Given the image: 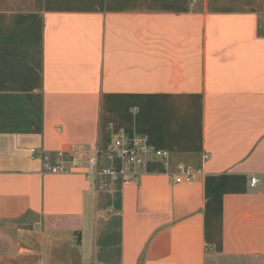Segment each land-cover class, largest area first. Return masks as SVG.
Instances as JSON below:
<instances>
[{
	"label": "crops",
	"instance_id": "1",
	"mask_svg": "<svg viewBox=\"0 0 264 264\" xmlns=\"http://www.w3.org/2000/svg\"><path fill=\"white\" fill-rule=\"evenodd\" d=\"M122 131L112 190L30 159ZM0 264H264V0H0Z\"/></svg>",
	"mask_w": 264,
	"mask_h": 264
},
{
	"label": "built area",
	"instance_id": "2",
	"mask_svg": "<svg viewBox=\"0 0 264 264\" xmlns=\"http://www.w3.org/2000/svg\"><path fill=\"white\" fill-rule=\"evenodd\" d=\"M103 156V164L99 165V157ZM168 153L157 149L152 145L146 135L122 131L112 137L103 149H85L71 147L69 151H56L51 156L40 154L30 150V159H41L42 173H68L75 170H85L86 176L94 177L99 190H112L118 179H127L137 175L138 169L142 168L147 160L153 156L165 162ZM207 157V155L205 156ZM119 159L123 166L121 171L113 167V160ZM197 172L179 165L175 176L170 177V184L189 183L194 180ZM258 180L250 179V186L253 187Z\"/></svg>",
	"mask_w": 264,
	"mask_h": 264
}]
</instances>
